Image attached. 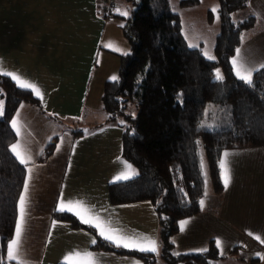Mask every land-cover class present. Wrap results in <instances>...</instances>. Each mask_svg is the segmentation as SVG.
Masks as SVG:
<instances>
[{"label": "crops", "instance_id": "1", "mask_svg": "<svg viewBox=\"0 0 264 264\" xmlns=\"http://www.w3.org/2000/svg\"><path fill=\"white\" fill-rule=\"evenodd\" d=\"M100 2L0 0V72H15L36 83L44 93L42 101L35 96L39 106L21 102L13 114L17 117L19 113L21 126L14 143L20 141L32 156L27 166L33 171L21 246L24 264H87L83 255H72L76 252L93 253L97 264L138 261L134 256L91 250V232L56 218L61 194L65 202H83L127 234L156 240L159 251V221L153 204L148 200L112 204L108 196V185L117 174L128 171L133 177L137 169L121 153L123 117H111L102 103L104 86L113 81V75L118 77L120 57L122 52H130L131 43L123 29L126 22L112 17L116 10L110 16L102 15ZM240 12L236 19L252 13L256 21L242 32L244 39L236 48L241 49L249 66L259 68L264 63V0H248L246 13L234 14ZM216 26L215 36L218 23ZM193 35L194 45L202 51L207 45L205 39L199 38L197 31ZM109 42L121 51L104 47ZM214 44L215 39L212 48L208 46L211 54ZM235 54L234 50L230 61ZM215 108L219 113V105ZM214 121L215 116L208 124L212 126ZM88 125L92 130L86 132ZM53 137L52 152L39 160ZM224 151L230 153L228 187L221 179L223 188L215 193L207 183L208 195L201 198L205 200L203 210L200 206L199 212L179 220L171 237L173 250L198 252L195 250L208 249L219 238L222 249H217L222 257L215 264H264V148H226L220 159ZM123 161L132 169H126ZM27 178L25 167L24 180ZM180 221H188L183 231ZM154 264L163 263L157 258Z\"/></svg>", "mask_w": 264, "mask_h": 264}, {"label": "trees", "instance_id": "2", "mask_svg": "<svg viewBox=\"0 0 264 264\" xmlns=\"http://www.w3.org/2000/svg\"><path fill=\"white\" fill-rule=\"evenodd\" d=\"M217 1L216 59L209 61L200 48L187 45L179 14L171 10L169 0H132V13L123 27L131 50L120 57L118 79L105 84L102 103L111 117L121 115L125 121L121 124V153L137 174L110 183L108 196L112 204L141 200L153 204L159 221V251L117 248L74 215L56 212V218L92 233L97 243L91 244V250L134 256L143 264H154L157 258L163 264H215L222 257L213 242L205 252L177 255L171 239L181 218L199 212L204 196L199 138L215 193L223 188L219 159L224 149L264 148V70L254 72V83L249 86L233 74L230 64L242 32L253 26L256 16L248 13L233 18L236 11L247 8L248 0ZM197 2L180 0L185 6ZM215 68L222 70V81L216 80ZM0 98L6 113L0 118V257L8 264L6 242L13 235L25 178V166L10 151L16 140L11 118L21 102L39 106V100L3 76ZM208 102L219 105L220 110L214 125L200 129ZM55 142L53 137L39 160L52 152Z\"/></svg>", "mask_w": 264, "mask_h": 264}, {"label": "snow or ice", "instance_id": "3", "mask_svg": "<svg viewBox=\"0 0 264 264\" xmlns=\"http://www.w3.org/2000/svg\"><path fill=\"white\" fill-rule=\"evenodd\" d=\"M117 11L119 15L127 17L128 12L127 11H121L119 8H117ZM212 11L215 13L218 11L217 8H213ZM219 17H217L218 19ZM123 26V25H121ZM241 41H243L244 37L241 35L240 37ZM104 47L111 49L112 51H121L118 47H116L113 43L109 42L104 45ZM189 47H196L194 44H190ZM235 55L231 58V66L232 71L234 72L235 76L244 83L248 84L249 86H252L253 81V74L256 71L264 70V63H261L259 65V68L251 67L245 60L243 59L241 55V49L236 48L235 49ZM123 55H127V52H122ZM203 55L209 60L213 61L216 59L214 55L209 54L208 52H204ZM214 75L216 80L222 81L223 75L221 74V70L219 68H215ZM0 76L3 77H10L12 81L15 82L16 86H18L22 90H28L30 94H34L39 100L44 99V93L42 92L41 88L36 84L32 83L28 79L22 78L20 75H17L15 72H0ZM118 79L117 76L113 75L111 77V80L116 81ZM21 107L23 105L21 104ZM51 115V113H50ZM5 108H4V102L0 100V118H5ZM19 116V113L17 112V117ZM17 117H13L11 119V127L16 132L17 136H20L21 134V126L18 124ZM123 123V121H121ZM87 131V130H85ZM199 143V142H197ZM60 148L57 146V151H59ZM10 151L11 153L16 157V159L19 161L21 165H24L27 168L28 172V178L24 180L23 184V192L19 195V201H18V212L19 215L17 219L15 220L14 225V234L10 236V238L6 242V261L8 264H12V262H15V264H24V262L21 259V246H22V239H23V233H24V223H25V215H26V204L28 199V192H29V180L31 179V173L32 168H28V164L32 160V156L29 152V150L20 142L17 141L16 143H13L10 145ZM230 156V153L228 151H224L222 158L219 160V169H220V178L222 179L225 188L228 187L230 181H231V169L229 167V160L228 157ZM124 167L126 169H132V165L129 164L127 161H123ZM201 170L204 169V163L203 160H201ZM130 179V175L128 171H122L119 174H117L114 177L113 182H120ZM204 195L207 196V189H206V182H205V192ZM199 204L201 206V209L203 210L205 206V200L201 199L199 201ZM125 205H121V207H124ZM57 211L64 213L68 212L73 214L80 223L84 225H88L90 228H93L98 233V237L102 238L104 241L110 243L111 245H114L117 248H125L130 250H137L141 253H158V245L157 241L148 237V236H139L135 234H127L123 230L119 228L113 227L108 221L104 220L100 215L96 214L91 208L86 206L81 201H73V200H67L65 202L63 198V194H61V198L58 202ZM57 222L53 221V226H55ZM188 221H180V229L181 231L184 230L185 224H187ZM250 236L252 235L251 232L248 233ZM257 240H261L260 236L256 237ZM264 242V241H262ZM97 243V239L93 238L91 240V244L95 245ZM175 243V241H173ZM215 244L217 248L222 249V241L217 238L215 240ZM195 251L198 252H205L207 249L201 248L196 249ZM72 255L75 256H81L83 255L85 258H87V264H97V261L94 257V254L91 252L86 253H73ZM178 255V253H177ZM69 257L65 256V260H68ZM5 258L0 257V264H4ZM136 264H139L137 261Z\"/></svg>", "mask_w": 264, "mask_h": 264}, {"label": "rangeland", "instance_id": "4", "mask_svg": "<svg viewBox=\"0 0 264 264\" xmlns=\"http://www.w3.org/2000/svg\"><path fill=\"white\" fill-rule=\"evenodd\" d=\"M179 0H169L171 10L174 12H179L180 15V30L183 33L185 41L187 45L194 44V35L196 31L199 33V38L203 37L207 43L206 47L202 49V52H208L209 49L208 46H210V49L212 48V41L216 38L215 33L217 32V23H218V29L220 27L219 24V18L217 19V12H213L212 9L218 8V1L217 0H198V6H185L181 5ZM115 7H116V14L112 15V17L118 19L120 22L124 20V22H127L133 9V2L132 0H114ZM181 7V8H180ZM117 8H119L121 11H127L128 16L124 17L119 15ZM246 9L242 10L246 13ZM238 15H241V12L239 14H233V18L236 20L238 18ZM121 22V23H122ZM214 47V45H213ZM214 53V52H213ZM211 55H214V54ZM0 100H2L0 98ZM3 101V100H2ZM214 103L208 102L205 106V111L203 114V118L199 123V128L202 127H210L211 124L210 121L213 119V117L217 114L216 108ZM89 123V122H88ZM91 128V129H90ZM92 130V127L88 125L87 131ZM199 154L201 160H203L204 163V169L202 170L206 185L207 183H211L208 168H207V162L204 154V150L202 147L201 140L199 138ZM122 255V254H118ZM137 259L140 263L142 262L141 259Z\"/></svg>", "mask_w": 264, "mask_h": 264}, {"label": "built area", "instance_id": "5", "mask_svg": "<svg viewBox=\"0 0 264 264\" xmlns=\"http://www.w3.org/2000/svg\"><path fill=\"white\" fill-rule=\"evenodd\" d=\"M100 7H99V12L102 15L105 16H110L113 14V11H115V3L114 0H100Z\"/></svg>", "mask_w": 264, "mask_h": 264}]
</instances>
